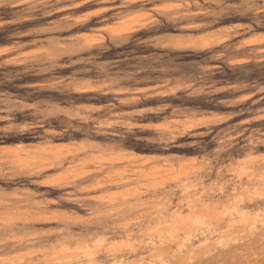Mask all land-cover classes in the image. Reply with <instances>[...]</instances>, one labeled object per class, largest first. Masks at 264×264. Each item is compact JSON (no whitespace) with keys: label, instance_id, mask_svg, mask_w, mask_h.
<instances>
[{"label":"rangeland","instance_id":"rangeland-1","mask_svg":"<svg viewBox=\"0 0 264 264\" xmlns=\"http://www.w3.org/2000/svg\"><path fill=\"white\" fill-rule=\"evenodd\" d=\"M0 264H264V0H0Z\"/></svg>","mask_w":264,"mask_h":264},{"label":"bare ground","instance_id":"bare-ground-1","mask_svg":"<svg viewBox=\"0 0 264 264\" xmlns=\"http://www.w3.org/2000/svg\"><path fill=\"white\" fill-rule=\"evenodd\" d=\"M255 41H256V40H253V42H255ZM251 42H252V41H251ZM255 43H256V42H255ZM19 146H20V145L18 144V145H16V148H15V147H13V148L10 147V150H11V151H16L17 147H19ZM60 149H61V148H60ZM134 156H135V155H134ZM135 157L138 158L139 156L137 155V156H135ZM130 159H131V158H130ZM111 160H112V159H111Z\"/></svg>","mask_w":264,"mask_h":264}]
</instances>
